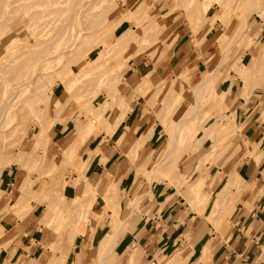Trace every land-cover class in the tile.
<instances>
[{
    "label": "rangeland",
    "instance_id": "374dc122",
    "mask_svg": "<svg viewBox=\"0 0 264 264\" xmlns=\"http://www.w3.org/2000/svg\"><path fill=\"white\" fill-rule=\"evenodd\" d=\"M110 1H112V0H110ZM164 1L165 0H135V3H138L140 5V8H139L140 11L132 13V10H130L126 7L125 3L127 2V0H120V1L119 0H113L114 4H116V6H117V10L113 11V13L111 15L107 16V18L104 21L105 24H104L101 32L99 33V37L104 38L103 41L105 43V46H107V47L114 45L116 38L121 33L126 31L127 29H130V27L135 25V23H136L135 20H139V16L142 17V11H141L142 9L145 10V11L143 10L144 13L146 15H148L149 17H148V19H145V20L143 19L140 22V24L138 26V31L135 32L133 43L125 51L124 50L120 51L121 56L118 52H116L115 54H112V57L110 56L111 54L108 53L107 55L104 56L105 58H103V62L106 61L107 65L104 64L105 62L103 63L101 61L103 65H101V63H100V65H98L95 69H93L94 71H92L90 69V67L93 66V64H94L93 62H95V59L99 56V54L101 52L100 49L102 50V48L94 43L95 42L94 39H91L89 42H88V40H85L86 42H84L83 36L82 37L79 36L78 42H75L76 44L73 43L71 48L74 51L77 50L76 52H78V54H79L77 56L79 57L80 60H78V58L74 57L73 61L75 62V64L74 63L72 64L73 61L71 60L70 61L71 65L69 63L66 66L67 69H65V65H63V64L68 59V57L66 55H62V57L60 59L55 60L52 62V64H50V66L52 68L50 67V69L41 70V73L52 72L53 76H50L49 78L47 77L43 81H41V79H39V81H37L36 83H32V82L28 83L29 78L23 77L20 80L22 82V85L20 87V92H16V96L14 98L12 97L11 92H10L12 87H9L8 84L15 77L7 79L8 81L6 79L3 81V75H0V87L5 88V89L8 88V91H9V94H6V100L10 101V105L7 108L12 109L13 112L18 111L19 107L22 106L21 101L23 99H25V97H27L29 95L32 96L33 92L31 90H32L33 86L40 84V82L48 84V89L55 86L56 87L55 94L57 95L56 99L59 100V103L54 104L52 101L49 100V98H47L46 102H45V104L47 106V110L44 111V114H45L44 121L43 122L41 121L42 122L41 124L35 123L33 126L28 127V129L30 128L27 131L29 136L32 135V133L34 132V130L36 128H38V125H43L45 127L46 134H45L44 139H42L45 141V144L44 143H42V144L44 145V148H46V150L43 149V145L41 147L40 142L38 143L39 144L38 146H40V147L37 148V144H34V145H36V147L31 145L34 142L32 140V138H30L31 139L30 140L27 136H26V138L20 137V134L22 133V131L24 129L27 130V128H26L27 124L26 123H28V118H26L25 120H21V121L17 120L18 116H16L14 118V120H12V118L7 119V118H9V117H7V115L4 116V119L0 118V133L3 134V136L0 137V159L1 160L3 159L2 164L0 163V169H2L1 174H0L1 175L0 176V189L5 190L9 184V182H11L14 179V176L16 175V173H18V175L16 177V179L18 181L22 180V178H24L23 176H26V173H27V180L29 178L31 179V180L29 179L30 183L28 182L29 180L26 182L27 184L29 183L28 186L26 185V188L23 187V189L21 190L23 192L17 193V195L9 196V194L7 193L9 191L7 188L5 193L2 194L3 196L0 198V226H1L0 230L3 229L2 231H0V235H1L0 236V244H1L0 249L6 250L7 253L9 254L10 249H12V247L15 246V242L17 240H19L20 238L28 240V243L31 244V246H33V240H36L38 238V244L35 247V249L37 250V252L35 253V256H37V254H39V253H43V252L47 253L46 249L50 248V245L55 246V243H57V242H60L62 244H64L66 242V237L60 236L58 238L56 224L61 225V226H63V225L65 226V224L66 223L68 224L69 221L66 222L64 220H60V222L63 221L61 224L58 220V223L56 222V224H54L55 221L52 220V216H53V213H55L56 208H55V210L54 209L52 210L50 207L53 204V201L54 200L56 201V199L59 198L58 197L59 196L58 189L56 191L55 188H57V187H54L55 190L54 189L51 190V188H50L51 193L54 195H52L50 193L49 188L45 190L46 187H44V186H46V184H45V182H43L44 179L42 180L43 177H45V180H47L46 183L50 184L52 179H55V178H58L61 176L62 182H60V180H59L58 185L60 187L63 186L62 191L64 193H66V195H65L66 203L65 204H66V206H69L72 199L74 198V196L72 195L74 192L73 191L74 186L79 181V178H78L79 173H80L79 171H80V169L82 170V167L84 165L83 164L84 161L86 162L89 157L95 158V161H96L99 158V156L102 154L105 147L106 148H108L110 146L113 147V151L117 150L119 155H124L126 157V160L121 161V162L120 161H113V163L109 166L107 171H104L102 174H100L98 172H94L95 174H99V175L91 177L92 179H97L98 177H100V180H102V182H103V183L101 182V183L95 184V186H97V187L94 190L96 191L97 194L92 193L89 195L90 200L91 199L93 200V203H95V207H96L93 210V212L99 213L100 210L105 206V202H104L103 198L101 197L102 191L106 188L105 187L106 184H104V183H107L108 179H111V178L115 179L116 178V172H117L116 170L118 167H120L119 163H121V164L127 163L128 164L127 166H129L128 169L129 170L132 169L133 172H135L137 166H140L142 163L145 164L144 170L146 172H148L147 170H150V168H153L152 166H154V164L163 163L166 160V156L168 155V152H169L168 149H166L167 142H168L167 141L168 133H166V132L168 129L169 130L171 129L170 124L171 123L173 124L179 118H183L184 116L191 115V113L194 112V105H193L194 99L190 95L188 89L190 87H193L194 85H196L198 82H200L202 80L203 76L205 74H207L209 70L213 69L214 66L217 69L215 71V76L212 80L213 81V94L219 93L221 90H225L231 82H232L231 84L234 83V87L236 90L238 88L244 92V89H246L245 90L246 93L250 90L255 89V88H259V87L264 88V80L263 79L258 80V81L255 80L256 77L264 74V69L262 70V69L258 68V61H259V59H261L262 54L260 52L259 53H251L249 51L251 46L253 47V45L255 44L252 42L254 41V39H257L256 37H257L258 31L261 29H264V10L261 14H253L252 13L253 11H257V9H259L261 7L263 0H244V1L243 0L242 1L241 0H207V4H208L207 16H214L215 15L216 17H214L212 19V20H214V21H211L212 23H209L210 22L209 19L206 20L205 23L202 24L201 28L197 32L195 31V29L192 28L193 26H191L192 24L190 22L184 21L185 18L187 19L186 16H183V15H185L184 11H189V10H191L190 8L192 6L194 7L195 3L197 4L196 6H198L200 3H202L206 0H198L200 3H198L197 0L195 1V3L191 2L187 6L186 9L183 7L185 4V2H183L182 3L183 5L182 4L180 5L182 7V9H181V7L177 8V9H173L171 14L169 15L170 16L169 21H167V22L165 21V24L168 26V30L164 31V32L163 31L160 32L159 35H157V36L154 35V33H153L149 39L150 41H148L150 44H153L154 42L157 43L158 41L160 43L161 40L166 36V34L169 31L180 26L181 30L183 32H186V34L183 35L181 42L173 49V52L165 58L163 57L162 59H160L161 58L160 55H159V57H157V54H160V53L152 52V50H151L150 53L152 52L153 53L152 55L149 54L148 57L147 56L141 57L142 58L141 61L137 63L133 59V57H131V56H132L133 52L135 51L136 47H138V45H139L138 39L140 36V32L144 29V27H146L150 23H152L154 21H158V20L162 21L161 20L162 16H164L165 14H168L170 12V8L173 6V0L170 1V3L171 2L172 3L169 6H163ZM225 1H226V3L224 4L223 2H225ZM68 2H70V0H65V4H67ZM243 2H245V4L247 6L245 4H244L245 6H242ZM235 3L236 4L238 3L237 5L240 4V6L237 7V5ZM233 4H234V6H233ZM236 7L238 9H239V7H240V9L243 8V10H245L246 12H249V14L252 13L248 18V30L246 32H244L245 36L243 35V40H241V42L239 44H237L238 46L233 45V43L235 41L234 35H239L242 32V25H240V22L244 18L243 16H245L246 14H245V11L244 12L242 11V9H241V12H242L241 13L240 9L238 10ZM8 9H9L8 7L5 8V10H8ZM189 12H191V11H189ZM122 14H123V16H122ZM139 14H141V15H139ZM125 16H127V17H125ZM177 16L183 17V20L174 22V20L176 19L174 17H177ZM227 16L229 19H227ZM124 17L128 20L129 23L127 22L126 19H124ZM224 17L227 19V21L226 20L225 21L228 24L224 23V21H222V19L223 20L225 19ZM112 21L114 23H117V22L119 23V25L117 23L118 26L114 29V31L112 28L115 27V24H113L111 26V24L113 23ZM170 21H171V23H170ZM172 22H174L175 24ZM196 27H197V25H196ZM109 29H111L110 33L108 31ZM106 30L108 31V33ZM104 31H105V34H102V33H104ZM79 33H80V35H84V34H86V30L84 29V30L80 31ZM155 34H157V33H155ZM154 36H155V38H154ZM263 36H264V33H263L262 37ZM1 37L2 36H0V38ZM233 38H234V41H233ZM246 38H251L253 41L251 39H249L248 44L245 45L244 43H246V41H247V40H245ZM152 39L156 40V41H153ZM229 40H230V42H229ZM81 41H83L85 44ZM226 41L229 45H227ZM232 41H233V43H232ZM80 43H83V44L80 45ZM87 43L89 44V46ZM230 43H232V44L230 45ZM82 46H83V48H82ZM229 46H230V48H228ZM231 46H232V48H231ZM222 47H224V48L222 49ZM253 49L254 48H252V50ZM87 50H88V52H87ZM222 50L224 51V53H222L223 52ZM244 51L249 52L247 56H245ZM0 54L2 55V56L0 55V64L5 63V61H6V59L4 58L5 57V51L2 50V48H0ZM81 54L85 55L86 57L81 56ZM108 56L110 57V60H112V62L114 61L113 63L111 61L109 62ZM161 56H163V55H161ZM80 57H82V58H80ZM121 57H122V59H121ZM129 57H131V58H129ZM112 58H115V60H118V62L119 63L121 62L122 64L121 63L119 64L117 61H115ZM157 59H159V60H157ZM77 60H78V62L76 63ZM87 62L90 64V67H88L89 64ZM116 62L118 64L117 66L114 65V63H116ZM155 63H156V65H155ZM262 63H263V67H264V52H263V57H262L260 64H262ZM84 64H86V65L84 66ZM217 64H219V65L216 66ZM113 65L115 66L114 69H113V67H114ZM134 66L136 68H134ZM101 67H102V70H101ZM82 68L83 69L87 68V69H85L84 72L88 71V74L82 75V73H83ZM62 69H63V74H62V72H60ZM80 69H82V70L79 72ZM177 69H180L179 70V74H180L179 86H175L174 84H173L174 85L173 86L170 83L162 84V87H160L158 89L151 88L148 92L149 94H147L145 97L143 95H145L146 91L144 92V91L140 90V92H138L139 90L136 89L137 78L143 74H146L149 71H152V70L155 71V74L153 75V79L155 80L156 83L159 84L162 82L164 77L170 78L171 76H174L176 74ZM259 69L261 71H258ZM24 70H26V69H24ZM95 71L96 72L98 71V73L101 72V76L96 77L99 74H94ZM56 72L57 73L59 72L62 75L59 76L60 74L58 75ZM117 72H118V74H116ZM232 72L236 73V76L238 78V80L236 82H235L234 78L231 77ZM90 73H92V74H90ZM114 73H115V75H114ZM115 76H116V78H118L119 81L118 80H117V82H116V80L112 81V83L113 82L114 83L110 89H108V88L106 89L103 86L102 82L99 83V81H102V79H104L105 77L112 78ZM91 78H93V80H91ZM185 78L188 81L186 80V84L184 85V79ZM58 79H59V81H58ZM94 79H95V81H94ZM90 81H93V82H90ZM66 82H69V83H66ZM65 84H68V87H67V85H66V87H64ZM113 88H114V90H112ZM184 88H186V89H184ZM106 90H108V91H106ZM110 90H111V93H110ZM141 91L144 93H142ZM210 92L206 93L203 96H200V98H199L200 99V108L197 111L198 114L199 113L200 114L198 115L196 112L195 116L193 117V120L188 121V123H190V124L195 122L196 126L198 127L197 130L195 131L194 135L193 136L187 135V137L185 136L187 138V142L184 143V145H182L181 148L177 151L178 152L176 154L177 157L175 156L173 163L171 164V166L169 167V169L166 173V177H161V178L157 177V178L153 179L154 181H158V180L160 181L163 179H167V177L170 175V173L173 170H176V173L178 172L177 173L178 179L180 178L179 179L180 182H177V183H181V185L185 187V189H186L185 192H187V190L190 186H194L195 182L199 181V183H200L199 186H197L196 189L193 188V190H195V196L192 197L190 202L192 200L198 201L199 194H203V193L205 194V190L207 189V187H210V184L209 183L206 184V182L210 181L211 175L213 176V175H215V173H217V169L221 170L218 173L219 174L218 177H220L219 178L220 181L216 182V184L211 189H213L219 183H221L220 185H222L224 183V180L226 177H227V180H226L223 191H226L231 186L237 187L239 184L242 183V180L238 176V174L236 172H234V170L235 169L237 170L238 166L242 163V161L245 162L247 160V158H254V156L252 155L253 151H250V150L245 151L244 153L237 156L236 158L235 157L231 158V159L227 158V157L234 156L232 149L237 147L238 143L236 141L238 140V138L242 139L245 146H247L249 148H250V146L246 145L247 143L242 137V134L244 133L243 128H237L235 126V122L233 121L234 120L233 113H232L233 116L232 115L229 116L227 113H225L227 110H229L231 112L233 110L232 107L230 108L229 105H223V104L218 106L216 109L211 107L212 103L215 101V97H214V95L212 97ZM109 93L115 94V96H116L115 104L116 103L122 104L123 103L122 101H124V103L128 101L127 104L130 105V108H132V104L138 103V105L140 107L141 115L143 116V119L145 120V122L150 123L154 126L158 125V128L156 130L157 140L154 143V145H156V146L158 145L159 147H157V149L153 153H151L149 155L148 150H146V151L143 150V146L145 144L142 146L141 149H139L138 145L133 144V146H132L131 144H129V143H131V141H128L129 143L126 141L128 136L123 138L124 142L122 141L121 143L120 142L117 143V139H118L119 135L122 134V130L120 129V132H118V134H116V135L112 134L111 136H109V133L106 131V130H108L107 127L106 126L103 127V126L99 125L95 120H92L94 125H93L91 131L89 132L85 143H83L81 145L79 142L77 143V141H79L78 136L80 134V132L77 134V130L71 133L72 137L70 135V137L64 139V136L68 132L76 129V127H77L75 125L76 122L79 123L80 127L83 128L88 124V122L92 118L94 119V117L91 118L92 114L95 113L94 109H92L93 107L99 108L105 103H111L112 102V97L110 95H108ZM139 93L140 94L142 93L143 95L142 94L140 95ZM151 93H152V95L154 94V96H152ZM131 95H132V97H130ZM173 95H175V96H173ZM69 96H70V98H68V101L66 102V104H64V103L62 104L64 98L66 99V97H69ZM148 96L151 97L149 101L147 100ZM178 96H180V99L178 98ZM153 97L155 98L154 100H153ZM172 97L174 100L171 99ZM174 97H176V98H174ZM242 97L245 100L248 99V96H246L245 94H242ZM71 98H73V99H71ZM169 99H170V101L172 100L171 101L172 103L169 101ZM58 100H56V101H58ZM82 100H84V103ZM232 100H233V96L231 97V100H230L231 103H232ZM169 102H170V104H169ZM181 102H182V104H180ZM213 104L215 106V102ZM175 106H178L176 111H174ZM59 108L61 109V111ZM119 108L121 110L122 106L117 104L112 109V111H111L112 115L110 117V120H108V121L106 119L104 120V121H106L105 125L115 122L116 115H118L119 114L118 112L120 111ZM54 109L55 110L59 109L60 112H58L56 114L58 116H56V119L54 121L53 126L50 129L47 128L48 129L47 130L46 127L48 125V120L50 118H52V114L53 115L55 114L53 111ZM204 109H205V111H204ZM91 110L94 113L90 114ZM130 111L128 113H130ZM171 111H172V113H171ZM63 116H65V117H63ZM170 116L171 117L173 116L172 117L173 119L170 118ZM200 116H202V117H200ZM89 117H90V119H89ZM263 117H264V113L262 116V121L264 123ZM74 118H76V119H74ZM167 118H168V120H170L171 123L170 122H169L170 124L168 123L170 126L168 125V128L166 130V126H165L166 121L165 120ZM232 118H233V120H232ZM95 119H97V118H95ZM209 126H210V132L207 133L208 135H205L204 130L206 128H209ZM15 128H17L18 131L20 129H22V131L20 130L18 132L17 129H15ZM236 129H238V130H236ZM240 129H241V131H239ZM238 132L240 133V137H238ZM76 134H77V137H75ZM203 134H204V137H202ZM62 137H63L64 142H61V140H59ZM76 138H78V140ZM73 139L77 143V144L75 143L77 145V147L75 149L76 150V152L74 153L75 155L73 156V160H74L75 164L71 163V165L74 167L73 169L76 173H73L74 171H73L72 167H70V169L67 167L68 163H66V159H64L65 158L64 156L66 155L64 152L66 150L62 149L61 148L62 146L59 147L58 146L59 143L58 144L56 143V141L57 142L59 141V142H61L59 145H65V147H67L68 145H71L70 143L74 142V141L72 142ZM199 140L202 141L200 144L198 143ZM20 141H21V143H20ZM125 141H126V143H125ZM243 142H240L239 144L242 146ZM66 143H68V145ZM197 143H198V145H197ZM10 144H11V146H10ZM22 146H23V148H21ZM131 147H132V149H131ZM224 147H228V148L224 153H222L224 150ZM31 150H34V151L31 152ZM141 150H142V153H144V155H143L144 157L138 159L137 158L138 152ZM27 151L29 152V156L27 155L28 154ZM113 151H112V154H113ZM210 151H212V157L209 160L207 159V160L203 161L199 165L200 157L203 154L208 153ZM147 153H148V155H147ZM221 155H222V159H220ZM21 156L23 159L20 158ZM30 156L32 158L33 157L41 158V159H43V162H41L40 160L36 161L37 158L35 160H34V158L31 159V158H29ZM148 156H149V158H147ZM111 157H112V155H111ZM19 158L21 160H19ZM146 159H148L149 161L145 163L144 160H146ZM151 159H152V161H151ZM1 160H0V162H1ZM32 160H33V163H32ZM227 160L230 161V163ZM16 161H20L22 163V165L24 162L27 164L28 163L34 164V162L36 161L37 167L36 166L35 167L37 169L39 168V170L37 171V169H35L34 166L32 167L31 166L32 164L30 165L31 168L26 170V164L25 163H24L25 165H23V167L21 166L20 169H17L18 167L16 166ZM185 163H188V165L186 166ZM195 163L196 164L198 163V164L192 169L191 165H194ZM207 166L210 168H208ZM194 170H195V172H194ZM133 172H132V174H133ZM43 173H44V176H43ZM197 173H199V174H197ZM132 174L128 175V176L122 175V176H120V180L118 177L116 178V179H118L117 185H116V190H117L116 193H117V197H118L117 200L118 201L123 198L125 191H127L130 184L132 183V180H133ZM39 175H40V177H39ZM196 175H197V177H196ZM121 179H122V183H121ZM34 180H36V181L34 182ZM193 181H195V182H193ZM147 188H148L147 184H141L140 185L139 194H142V195L144 194V195L139 199L138 204L142 205L143 203H146L147 200H149V198L147 197V194H145V192L147 191ZM44 190L45 191L48 190L47 194H45L46 192H44ZM18 194L20 196H22V197H20V200H19V197L17 199V196H19ZM35 195H37V196H35ZM45 195L47 197H45L46 199L44 201V199H41V198ZM39 196H40V198H39ZM54 196H56L57 198H55ZM30 198H31V200H30ZM32 200H35V201H32ZM97 200H98V202H97ZM48 201L50 203L49 206H47ZM205 202H206V196L204 197L203 203L205 204ZM26 204H28V207H24V206H27ZM41 205H43V206H41ZM43 207L46 209H44ZM114 208H115V206L109 207V208H107V206H106L107 214H110V215L108 216L107 214H105L104 216H101V220H100L101 223L100 224H99V221H97V219L93 218L91 223H90V227L87 228L86 234L82 235V233H78L77 236L74 238L73 242H75V240L76 241L78 240V242H79L80 239L89 240L90 234L93 231H95L97 229L100 230L99 233L96 235V241H94L93 245L91 246L92 248L90 247L91 249L89 250V255H90L89 260H87L86 262H81V264H96L97 263L96 259L99 260V255L97 254V252L95 250V247L97 246V240L100 237V235L102 234V232L105 231L106 229H108V227H110V230H111L110 235L112 233H114V231H115L114 226L115 225L110 223V218H114V216L111 214L113 212L112 209H114ZM28 209H29V211H28ZM132 209L135 212H138L140 210L139 205H137V204L135 206H133ZM24 210H26V213H24L25 212ZM123 210L127 211V209H125L124 207H118L117 208L118 214L121 215ZM50 213H52L51 216H50ZM13 214H15V215H13ZM22 214H24V216ZM41 214H42V216H41ZM43 215H44L45 219H43L44 218ZM93 217H95V216H93ZM15 218H17V219H15ZM37 222H39V224H37ZM50 227H52V228H50ZM4 228H5V230H4ZM106 235H108V234H106ZM60 239L62 240V242ZM3 243H5L6 246ZM46 245H47V247H46ZM72 250H73V247L70 249V255L72 253ZM54 252H56V251H54V249H52V251H50L49 261L52 259V257H53L52 255L54 254ZM133 257L134 256L132 253V255H130V257H129V261L128 262L126 261V264H132L133 261H131V260L133 259ZM91 259H92V261H90ZM33 262L34 261H32V263ZM56 263L54 262L53 264H56ZM47 264H50V263H47ZM59 264H61V263H59Z\"/></svg>",
    "mask_w": 264,
    "mask_h": 264
},
{
    "label": "bare ground",
    "instance_id": "6f19581e",
    "mask_svg": "<svg viewBox=\"0 0 264 264\" xmlns=\"http://www.w3.org/2000/svg\"><path fill=\"white\" fill-rule=\"evenodd\" d=\"M170 1L171 0H165L163 6H169L172 3V2L170 3ZM195 1L196 0H173V6L170 8V12L168 14H165L164 16H162V18H161L162 21H159V20L158 21H154V22L150 23L149 25H147L146 27H144V29L140 32V36H139V39H138L139 40L138 41L139 45H138V47H136V49L133 52L131 57H133V59L138 63V62L141 61V59H142L141 57H146V56L148 57L149 54H151V55L153 54L152 52L160 53V54H157V57H159V55H160V57H161L160 59H162L163 57L165 58V57L169 56L173 52V49L181 42V40L183 38V35L186 34V32H183L181 30L180 26H178L177 28L169 31L166 34V36L161 40L160 43L158 41L157 43L154 42L153 44H150L148 41H150L149 39H150V37L152 36L153 33H154V35L157 36V35H159L160 32H162V31L164 32V31L168 30V26L165 24V21L166 22L169 21V19H170L169 15L173 11V9L180 8L181 7L180 5L183 2H185L183 7L186 9L187 6L191 2L195 3ZM198 3H200V2L198 1ZM223 3L225 4L226 1L223 2ZM125 4H126V7L128 9L132 10V13L140 11L139 10L140 5L138 3H135V0H127V2ZM244 4H245V2H243V5L242 4L241 5L245 6L246 4L245 5ZM196 5L197 4L195 3L194 7L192 6L190 8L191 10H189V11H191V12L184 11L185 15H183V16L187 17V19L185 18L184 21L190 22L192 24L191 26H193L192 28L195 29V31L197 32V31H199V29L201 28L202 24L205 23L206 20L209 19V21H210L209 23H212L211 21H214L212 19L214 17H216V16L215 15L214 16H207V13H208L207 0L202 2V3H200L198 6H196ZM233 6H234V4H233ZM238 6H240V4L237 5V7ZM6 7H8L9 9L5 10ZM181 9H182V7H181ZM239 9H240V7H239ZM241 9H242L243 12L245 11V10H243V8H241ZM241 9H240V12H241ZM116 10H117V6H116V4H114L113 0L112 1H110V0H70V2H68L67 4H65V0H0V36H2L0 38V48H2V50L5 51V57L4 56L3 57L6 59L5 63H1L0 64V75H3V81L5 79L7 80L9 78L15 77L8 84L9 87H12L11 90H10L12 97L14 98L16 96V92H20V87L22 85V82L20 80L23 77H28L29 78L28 83H31V82L32 83H36L37 81H39V79H41V81H43L47 77L49 78L50 76H53L52 72H50V73H48V72L41 73V70L50 69V67H51L50 64H52L53 61L60 59L62 57V55H66L68 57V59L63 64V65H65V69H67L66 66L70 63V61L71 60L73 61L74 57H76V58H78V60H80L79 57L77 56V55H79L78 52H76L77 50L74 51L71 48L73 43L78 42L79 36L80 37L83 36L84 42H86L85 40H88V42H89L91 39H94L95 40L94 43L102 48V50L100 49L101 52H100L99 56L95 59V62H93L94 64H93L92 67H90V64L87 62L89 64L88 67H90V69L92 71H94L93 69H95L98 65H100V63H101V65H103L102 64L103 58H105L104 56L107 55L108 53H110L111 54L110 56L112 57V54H115L116 52H118L120 54L121 50L125 51L127 48H129L130 45L133 43L135 32L138 31V26H139L140 22L143 19L144 20L148 19L149 16L146 15L144 13L145 10L142 9L141 10L142 11V17L139 16V20H135L136 21L135 25L130 27V29H127L126 31L121 33L116 38V41H115L114 45H112L110 47H107V46H105V43L103 41L104 38L99 37V33L101 32V30H102V28H103V26L105 24L104 21L107 18V16L111 15L113 13V11H116ZM263 10H264V0L262 2L261 7L259 9H257V11H253L252 13L253 14H261L263 12ZM245 14L246 15L243 16L244 18L240 22V25H242V32L239 35H234L235 41H234V38H233L234 43L232 41L234 46H238L237 44H239L241 42V40H243L244 32H246L248 30V18H249V16L251 14H249V12H246V11H245ZM139 15H141V14H139ZM122 16H123V14H122ZM125 17H127V16H125ZM125 17H124V19H126ZM177 17H174V18H176L174 20V22L183 20V17H181V16H177ZM227 19H229L228 16H227ZM227 19L226 18L224 20L222 19V21H224V23H227L226 22ZM127 22H128V20H127ZM174 22H172V23H174ZM117 23L113 22L111 24V26L113 24H115V27L112 28L113 31L119 25V23H118V25H117ZM170 23H171V21H170ZM196 25H197V27H196ZM84 29L86 30V34L80 35L79 32L84 30ZM110 30L111 29L108 30L109 33H110ZM108 31H107V33H108ZM155 33H157V34H155ZM102 34H105V31ZM154 38H155V36H154ZM249 39H251V38H246L245 39V40H247L246 43H244L245 45L248 44ZM153 41H156V40H153ZM256 41L258 42V40L254 39V41L252 43H255ZM81 42H83V41H81ZM229 42H230V40H229ZM83 43H80V45L83 44ZM226 43H227V41H226ZM232 43H230V45ZM227 45H229V44L227 43ZM88 46H89V44H88ZM232 46H231V48H232ZM82 48H83V46H82ZM223 48L224 47H222V49ZM228 48H230V46ZM151 50H152V52L150 53ZM87 52H88V50H87ZM263 52H264V48H263ZM222 53H224V51ZM161 55H163V56H161ZM81 56L86 57L83 54H81ZM120 56H121V54H120ZM131 57H129V58H131ZM80 58H82V57H80ZM112 59L115 60V58H112ZM121 59H122V57H121ZM78 60L76 61V63L78 62ZM108 60H109V62L110 61L112 62V60H110L109 56H108ZM157 60H159V59H157ZM115 61L118 62V60H115ZM104 62L103 63L107 65L106 61H104ZM117 62L114 63V65L117 66L118 65ZM73 63L75 64L74 61L72 62V64ZM156 63H155V65H156ZM70 65H71V63H70ZM85 65L86 64H84V66ZM218 65L219 64H217L216 66H218ZM102 67H101V70H102ZM87 68H85V69H87ZM114 68H115V66L113 67V69ZM134 68H136V67L134 66ZM24 69H26V70H24ZM82 69H80L79 72ZM85 69H83L82 75L83 74L84 75L88 74V71L84 72ZM216 69L217 68L214 66L213 69L209 70L208 73L203 76V78H202V80L200 82H198L193 87H190L189 89L187 88L189 90L190 95L194 99L193 100L194 101V103H193L194 112L191 113V115H187V116H184L183 118H179L173 124L170 122V120H168V118L165 120L166 121L165 122L166 130L168 128V125L171 123L170 124L171 125V129L170 130L168 129L167 132H166V133H168V137H167V141L168 142H167L166 149H168V151H169L168 155L166 156V160L163 163L154 164V166H152L153 168H150V170H147L148 172H146L144 170V165L145 164L144 163H142V164L140 163L141 165L137 166V168H136V170L134 172V176H133L134 177L133 178L134 181H133V183H132V185L130 187V190L124 193L122 200H119V201L117 200L118 199L117 193H116V191H117L116 190L117 180L116 179H112V178L108 179V180L106 179L107 183H104V184H106L105 185L106 188L102 191V194H101L102 196L101 197L103 198V200L105 202V206L100 210L99 213L93 212V206H94L93 205V200L92 199L90 200V198H89L90 194H92V193L93 194H97L96 191L94 190L97 187V186H95V184L102 182V180H100V177H98L97 179H92L91 177L99 175V174H95L94 172H98V173L102 174L104 171H106V167L108 166V164L111 161V155H112V150L111 149L107 150L100 157L95 169L90 174H89V169H90V164L93 161V157H89L86 162L84 161V163H83L84 165L82 167V170L80 168H79L80 171L78 170L80 172L79 176H78L79 181L74 186V194L75 195H74V198L72 199V201H71L69 206H66V204H65L66 203L65 196H64V192L62 191V187L63 186L60 187L58 185L59 184V180H60V182H62L61 181V176L58 177V178L52 179L50 184L46 183L47 180H45V177L42 178V180L44 179L43 182H45V184H46V186H44V187H46L45 190L48 189V188H49V190H50V188L52 190V189H54V187H57L55 189H56V191L58 189V192H59V196H58L59 198L56 199V201L54 200L53 204L51 203L52 205L50 206L52 210L53 209L55 210V208H56V211H55V213H53V216H52V220L55 221L54 224H56V222L58 223V220H59V222H60V220H64L66 222L69 221V223L68 224L66 223L65 226L64 225L61 226V225L56 224L58 238L60 236H64V237H66V242L64 241L65 242L64 244H62L60 242H57V243H55V246L50 245V248L46 249L47 253H50V251H52V249H54V251H56V252H54L53 260L50 261L51 264H53L54 262L55 263L57 262L58 264L59 263H61V264H69L70 263V249L72 247H74V242H73L74 238L77 236L78 233H82V235L86 234L87 228L90 227V223H91L93 218L97 219V221H99V224H100L101 223L100 222L101 216H104L105 214H107L106 206H107V208L115 206V208L112 209L113 212L111 213L114 216V218H110V223L115 225L114 226V230L115 231L111 235L108 234V235L103 236V238L101 237L102 239L100 238L101 240L99 241V243L97 245V248H96V252L99 255L98 264H126V261L127 262L129 261V257L130 256H128V257L121 256V257L117 258V260H114V259L111 260L112 258H110V254L113 251V248H114V246L116 244V240H117L118 236L125 229L126 220H128L130 218L131 214L134 211L132 209L133 206H135L138 203L139 199L144 195V194L143 195L139 194L140 185L141 184H147L148 188H147V191L145 192V194L149 195L150 194L149 185H150L151 181L153 179L157 178V177H160V178L161 177H166V173H167L169 167L171 166V164L173 163V160H174L176 154L178 153L177 151L181 148L182 145H184V143L187 142V138H186L187 135L188 136H193L195 131L198 128L196 126L195 122L190 124V123H188V121L193 120V117L195 116L196 112L200 108V99H199L200 96H203L206 93H209L211 91L210 94L212 95V97H213V95L215 97V101H214L215 102V106H214V104H213L214 102H213L211 107H213L215 109L218 106H220L221 104H223V105H227L228 104V101H229V98H230V87H228L226 90L220 91L219 93H216V94L214 93L213 94V81L212 80H213V78L215 76ZM179 70L180 69H177L176 70V74L174 76H171L170 78L169 77L168 78L164 77L162 82L159 83V84L156 83L155 80L153 79V75L155 74V71H153V70L149 71L146 74H143V75H141V76H139L137 78L136 89L139 90L138 92H140V90H142L144 92L146 91L145 95H143L142 93H144V92L141 91L142 92L141 94L145 97L147 94H149L148 92H149V90L151 88L158 89V88L162 87V84L170 83L172 85L174 84L175 86H179V77H180ZM60 72H62V74H63V69ZM95 72H94V74H99L96 77L101 76V72L100 73H98V71L96 73ZM92 73H90V74H92ZM57 74L59 75L60 73L58 72ZM62 74H60L59 76H61ZM116 74H118V72ZM114 75H115V73H114ZM116 76L112 77V78L105 77L104 79H102V81H99V83L102 82L103 86L106 89L107 88L110 89L113 86V83H114V82L112 83V81L116 80V82H117V80H118V78H116ZM186 78L184 79V85L186 84V80L188 79V78L187 79ZM91 80H93V78H91ZM58 81H59V79H58ZM94 81H95V79H94ZM90 82H93V81H90ZM66 83H69V82H66ZM66 85L68 87V84H65L64 87H66ZM55 89H56L55 86H53V87L48 89V84H45V83H42V82H40V84L34 85L32 90H31L33 92L32 96L29 95V96L25 97V99H23L21 101L22 106L19 107L18 111H14L13 112L12 109H8L7 108L10 105V101L6 100V94H9L8 88L5 89V88H1L0 87V118L4 119V116H6V115H7V117H9L7 119L12 118V120H14V118L16 116H18L17 120H20V121L21 120H25L26 118H28V123H26L27 124V126H26L27 130L24 129L22 131V129H20L22 131V133L20 134V137L26 138V136H27L29 139L32 138V140L34 141V142L32 141L33 142L31 144L32 146L36 147V145H34V144H37V148H38V147H40V146H38L39 145L38 143L40 142L41 147H42V145H43L42 143L45 144V141L42 140V139H44L45 134H46L45 127L43 125H38V128H36L34 130V132L32 133V135H30V136H29L27 131L30 129V128L28 129V127L33 126L35 123H37V124L40 123L41 124L44 121V119H45L44 111L47 110V106L45 104L47 98H49V100L52 101L54 104L55 103H59V100L56 99L57 95L55 94ZM184 89H186V88H184ZM112 90H114V88ZM106 91H108V90H106ZM110 93H111V90H110ZM110 93L108 95H110L112 97V102L111 103H105L99 108H96V107L94 108L93 107L92 109H94L95 113L92 112V110H91L90 114L94 113L91 116V118L94 117V119L92 118L88 122V124L85 127H83V128L80 127V124L76 122V124H75L77 126L76 129L75 130H71L70 132H68L64 136V139L70 137L71 133L77 130V134L80 132V134L78 136L79 141H77L78 138H76L77 139L76 140L77 143L79 142L80 145L85 143V141L87 139V136H88L89 132L91 131L93 125H94L92 120H95L99 125H101L103 127L106 126L107 129H108L106 131L109 133V136H111L112 134L113 135L114 134L115 135L118 134V132H120L121 126L123 124V121L125 120V118L129 114L128 112L132 108H130V105L127 104L128 101L125 102V103H124V101H122L123 102L122 104L121 103H116L115 104V98H116V96L114 94L115 92L112 93V94H110ZM151 95H152V93H151ZM152 96H154V94ZM173 96H175V95H173ZM130 97H132V95ZM148 97H147V100L149 101L151 97H149V98ZM68 98H70V96L66 97V99L64 98L62 104L63 103L66 104V102L68 101ZM174 98H176V97H174ZM178 98L180 99V96H178ZM55 99L58 100V101H56ZM71 99H73V98H71ZM154 99L155 98L153 97V100ZM171 99L174 100L173 97ZM82 101L84 103V100H82ZM169 101H170V99H169ZM170 102H169V104H170ZM117 104L122 106V108H121V110L119 108L120 111L118 112L119 114L116 115L115 122L105 125L106 121H104V120L105 119L107 121L110 120V117L112 115L111 111ZM180 104H182V102ZM177 108H178V106H175V108H174L175 110L174 111H176ZM59 109L58 110H55V109L53 110L55 114L54 115L52 114V118H50L48 120V125H47L46 129L47 128L50 129L53 126L54 121L56 119V116H58L56 114L61 111V109H60V111H59ZM204 111H205V109H204ZM171 113H172V111H171ZM197 114H198V112H197ZM63 117H65V116H63ZM172 117L170 116V118H172ZM200 117H202V116H200ZM95 118H97V119H95ZM74 119H76V118H74ZM89 119H90V117H89ZM232 120H233V118H232ZM261 120H262V118H261ZM263 120H264V117H263ZM153 127H154V125L151 124L150 128L147 129V130H149L147 134H141L137 130L131 131V132H128V133L124 132L121 135H119V137L117 139V143L118 142L121 143L124 140L123 138L128 136L126 141L127 142L131 141V143H129V142L128 143L131 144L132 146H133V144L134 145H138L139 149H141L142 146L149 139ZM15 129H17V128H15ZM236 130H238V129H236ZM17 131H18V129H17ZM239 131H241V129ZM209 132H210V126H209V128H206L204 130V134L208 135L207 133H209ZM77 134H76L75 137H77ZM204 134H203L202 137H204ZM2 136H3V134L0 133V137H2ZM71 137H72V135H71ZM74 139L72 140V142L74 141L73 143H70L67 140L71 144V145H68V143H66L68 145L67 147H65V145H59L61 142H64L63 141V137L59 139V140H61V142H59V141L57 142L56 141L57 144L59 143L58 144L59 147L62 146L61 148L66 150L64 152L66 154L64 156L65 157L64 159H66V163H68L67 167L69 169H70V167H72V169L74 168L71 165V163L75 164L74 160H73V156L75 155L74 153L76 152L75 149L77 147V145H76L77 143L75 142ZM126 141H125V143H126ZM201 142L202 141L199 140L198 143L200 144ZM236 142L238 143L237 147L232 149V152L234 153V156L227 157V158H229V159H231L233 157L236 158L237 156L241 155L242 153H244L247 150L253 151L251 148L245 146V144L242 141V139H238ZM240 142H243L242 146L239 144ZM20 143H21V141H20ZM198 143H197V145H198ZM11 144H10V146H11ZM21 148H23V146ZM227 148L228 147H224V150H223L222 153H224L227 150ZM43 149L46 150V148H44V145H43ZM131 149H132V147H131ZM32 151H34V150H31V152ZM153 152H154V150H148L149 155L151 153H153ZM148 153H147V155H148ZM27 155L29 156V152H28ZM31 156L29 158H31V159L34 158V160L38 157L37 155H36L37 156L36 158L35 157L32 158ZM211 157H212V151L203 154L200 157V159H199V165L203 161H205L207 159L209 160ZM20 158H22V156ZM20 158H19V160H21ZM147 158H149V156ZM220 159H222V155H221ZM2 160L0 162L1 164H2ZM37 160H40L41 162H43V159H41V158H37L36 161ZM36 161L34 162V164H32L33 163V160H32V163H31L32 165L30 163L27 164V163L24 162L26 164V170L30 169L31 166L32 167L33 166L37 167ZM148 161H149L148 159L144 160L145 163L148 162ZM228 162L230 163V161H228ZM24 163H23V165H25ZM23 165H22V163L20 161H16V166L18 167L17 169H20L21 166L23 167ZM36 167H35V169H37ZM38 170H39V168L37 169V171ZM195 170H194V172H195ZM1 171H2V169H0V174H1ZM73 171H74V169H73ZM220 171H221L220 169H217V173H215V175H213V176L211 175L210 176V178H211L210 181L206 182V184H208V183L210 184V189L216 184V182L220 181V179H219L220 177H218L219 176L218 173ZM73 173H76V172L74 171ZM177 173H176V170H173L170 173V175L167 177V179L169 181H171V183H173L174 186H175V184H177V182H180L179 181L180 178L178 179ZM197 174H199V173H197ZM17 175H18V173H16V175L14 176V179L11 182H9V184L7 186L8 191H9L7 193L9 194V196L17 195V193L23 192V191H21L23 189V187L26 188V185L28 186V184L30 183L31 179L29 178L30 180L29 179H28L29 181L27 180V173H26V176H23L24 178H22V180H20V181H18L16 179ZM43 176H44V173H43ZM39 177H40V175H39ZM196 177H197V175H196ZM27 181L29 182L28 184L26 183ZM35 181L36 180H34V182ZM193 182H195V181H193ZM199 184H200L199 181L195 182L194 186H190L188 188L187 192L184 193V194H186L185 196H187V198H188L187 200L190 201L192 199V197L195 196V190H194V192H192L191 189H193V188L196 189L197 186H199ZM6 189L5 190H1L0 189V198L3 196L2 194L5 193ZM45 190H44V192H46L45 194H47L48 190L47 191H45ZM51 190H50V193H51ZM203 194H199L198 200H200V198H201V196ZM52 195H54V194H52ZM35 196H37V195H35ZM18 197H19V200H20V197H22V196H20V195L17 196V199H18ZM45 197H47V196L45 195L41 199H44V201H45V199H46ZM54 197L57 198L56 196H54ZM31 198H30V200H31ZM39 198H40V196H39ZM220 198H221V196H220ZM32 201H35V200H32ZM97 202H98V200H97ZM217 203H218V201H217ZM217 203H215V205H217ZM49 204L50 203L48 201V205L47 206H49ZM26 205L27 206H24V207H28V204H26ZM41 206H43V205H41ZM118 207H124L125 209H127V211L123 210L122 214L119 215L118 211H117ZM44 209H46V208H44ZM216 209H213V210H216ZM24 211L23 212L26 213V210H24ZM28 211H29V209H28ZM210 212H211V210H210ZM51 214L52 213H50V216H51ZM13 215H15V214H13ZM22 215L24 216V214H22ZM107 215L109 216L110 214H107ZM41 216H42V214H41ZM93 216H95V217H93ZM43 217H44V215H43ZM15 219H17V218H15ZM43 219H45V217ZM62 222H60V223L62 224ZM37 224H39V222H37ZM50 228H52V227H50ZM2 230H0V231H2ZM4 230H5V228H4ZM187 234H190V233H187ZM189 236H191V235H189ZM61 242H62V240H61ZM187 242H189V241L187 240ZM37 244H38V242L36 240H33V246L31 247L30 251H33ZM46 247H47V245H46ZM178 252H180V251H178ZM130 255H132V254H130ZM47 258H48L47 255L41 256L40 259H39V262L37 264H42V262H44ZM172 259H170V260H172Z\"/></svg>",
    "mask_w": 264,
    "mask_h": 264
},
{
    "label": "crops",
    "instance_id": "0c3cea01",
    "mask_svg": "<svg viewBox=\"0 0 264 264\" xmlns=\"http://www.w3.org/2000/svg\"><path fill=\"white\" fill-rule=\"evenodd\" d=\"M263 33L264 29L258 31L255 39L258 42L256 41L249 50L251 53L262 54L258 61V68L262 70L263 63L260 62L264 48ZM248 53L246 51L245 56ZM260 69L258 71H261ZM231 77L235 82L238 80L236 73L232 72ZM261 79L264 80V74L255 78L256 81ZM230 84L228 86L230 98L227 105L233 110L231 112L227 110L225 113L229 116L233 113L235 126L243 128L242 137L246 145L253 150L254 156L247 158L245 162L242 161L237 170H234L242 183L223 191L226 177L222 185L219 183L213 189L207 187L200 200L190 202L184 194L186 189L181 183L174 186L168 179L152 180L149 185L150 194L147 195L149 200L142 205L137 203L141 209L138 212L133 211L126 220L125 229L118 236L110 254L111 260H117L121 256L128 257L133 253L132 264H264V123L261 120L264 113V88H255L246 93V89L244 92L238 88L236 90L234 83ZM242 94L248 96V99L245 100ZM138 107V103L132 104V109L121 126L122 133L135 130L141 134L148 133L147 129L151 124L145 122ZM157 128L158 125L153 127L143 150L155 151L159 147L154 145L157 140ZM238 137H240L239 132ZM110 149L113 151V147H105L96 161L93 158L89 174L95 169L100 157ZM143 155L141 150L137 158H143ZM124 160L126 157L114 150L106 171L113 161ZM119 164L116 178L120 180V176L132 174L133 170L128 169L127 163ZM185 165L187 166L188 163ZM196 165V163L191 165V168ZM132 175L134 176V172ZM132 183L127 191L130 190ZM191 190L194 192L193 189ZM72 195L74 196V192ZM205 196L207 201L204 204ZM93 205L94 210L95 203ZM99 231V229L93 231L89 240L80 239L79 242L75 240L69 264H81L89 260V250L96 241ZM110 233L108 227L98 238L97 245L103 236ZM36 241L38 242V238ZM31 247L28 240L20 238L10 249L9 254L6 250L0 249V264H37L43 255H47L48 258L42 264L53 260L54 254L49 261L50 253L43 252L35 256L37 250L34 248L30 251ZM96 248L97 246L95 250ZM96 261L98 264L97 259Z\"/></svg>",
    "mask_w": 264,
    "mask_h": 264
}]
</instances>
